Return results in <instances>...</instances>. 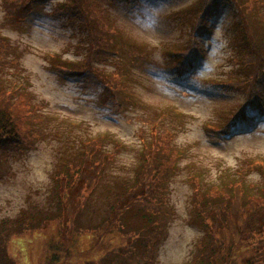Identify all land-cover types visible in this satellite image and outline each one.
Returning <instances> with one entry per match:
<instances>
[{
  "label": "rangeland",
  "instance_id": "rangeland-1",
  "mask_svg": "<svg viewBox=\"0 0 264 264\" xmlns=\"http://www.w3.org/2000/svg\"><path fill=\"white\" fill-rule=\"evenodd\" d=\"M65 1L36 3L24 21L13 24L4 10L5 0H0V34L10 46L1 49L7 64L0 66V91L10 92L12 104L25 100L24 95L29 97L30 133L38 132L20 147L0 146V220H17L25 209L28 216L51 220L46 229L31 228L13 235L8 250L21 260L19 264H41V256L50 251L49 245L62 232L54 221L60 188L54 178L57 160L65 155L80 156L89 137L111 134L120 143L105 140V150L113 157L108 158L98 184L66 230L72 228L74 241L72 254L66 256L70 257L68 264L70 260L82 264L98 252L107 254L111 264H190L207 230L193 208L195 191L189 181V163L204 167L206 177L217 181L227 167H241L249 161L259 164L264 158V117L255 109H249L251 125L243 123L228 136L217 131L218 123L225 120L224 110L243 101L240 89L224 88L220 81L238 69L236 59L241 57L233 40L234 5L225 4L211 20L209 32L198 37L203 52L196 57L192 72L179 77L168 47L187 43L189 27L172 14L194 0L106 1L110 24L103 28L92 23L93 32H98L92 41L102 56H110L105 62L93 51L92 58L108 72L118 69L117 60L126 68L121 77L125 89L116 90V98L103 103V86L97 77L62 76L46 56L60 53L82 61L89 53V32L78 30L73 35L67 16L56 10ZM251 28L264 48V21H252ZM79 35L85 43L78 42ZM153 127L159 138L161 133L172 134L173 145L182 148L178 164L167 173L166 181L130 203L120 216L119 227L106 234L102 246L95 249L97 229L100 232L99 225L116 203V190L136 183L140 155L147 144L142 136L149 140ZM248 177L263 180L256 169L248 171ZM152 232L160 234L153 259L147 255L150 246L146 244ZM251 245L235 249L238 258L234 256L229 264H243L240 256L247 258L252 247H264V237L255 238ZM60 252L64 255L65 250ZM256 264H264V256Z\"/></svg>",
  "mask_w": 264,
  "mask_h": 264
},
{
  "label": "trees",
  "instance_id": "trees-1",
  "mask_svg": "<svg viewBox=\"0 0 264 264\" xmlns=\"http://www.w3.org/2000/svg\"><path fill=\"white\" fill-rule=\"evenodd\" d=\"M45 1L47 0H5L4 10L12 19L13 24H16L24 21L33 5ZM106 1L109 0H67L56 9L59 14L67 16L74 30L73 35L78 30L89 32L86 39L89 53L82 61L64 58L60 53L46 54L51 58L50 61L55 71L62 76L87 77L85 79L91 75L97 77L103 86L100 95L103 103L115 99L116 90L123 92L125 89L121 83V77L126 68L123 61L117 60L118 69L108 72L103 67L97 66L94 63L95 58H92L93 51H96L99 60L105 62L110 56L109 54L102 56L100 47L92 41L94 35L98 34L97 31L93 32L92 23H97L103 28H107L110 24L109 11L104 6ZM228 2L234 5L236 34L233 40L240 48L241 57L236 59L238 69L231 70L228 76L220 81L224 88L240 89L243 101L236 107L229 106L224 110L225 120L218 123L217 128L223 136H228V133L230 134L233 129L243 123L251 125L250 108L264 115V48L256 40L253 28H251L252 21H264V0H194L192 4L172 14L173 18H177L180 23L189 27V41L168 47V56L176 63L175 73L180 77L190 74L195 67L196 57L203 52V46L198 37L209 32L211 20ZM78 42L85 43V39L79 35ZM9 48L7 39L0 34V54L1 49L8 50ZM5 64H7L5 56L0 55V66L3 67ZM3 90L0 91V146L20 147L22 144L29 143L38 133H30L33 128L32 124L28 123L31 113L28 110L30 99L24 95L25 100L12 104L9 102L12 95ZM127 90L128 88L126 92ZM126 95L128 100V92ZM121 105L118 104V106ZM168 109L172 111L170 106ZM156 129V127L152 128L154 132L149 140L145 135L142 136L147 144L143 146L140 155L142 158L136 183L125 188L124 186L119 187L116 190V203L110 207L105 220L99 225L100 232L97 229V239L93 245L95 249L102 246L101 240L106 234L119 227L120 216L126 212L130 203L146 195L150 192L149 189L155 188L160 182L166 181L167 173L178 164V154L182 148L173 145L171 141L173 135L169 132L161 133L159 138ZM108 138L120 143L111 134L89 137L84 142L80 156L69 158L68 155L62 153L65 156L57 160L54 178L55 176L58 178L60 188L59 198L56 201L57 217L54 221L62 227V232L49 245L50 251L41 256V264H68L67 258L70 257L66 256L72 254L71 244L74 241L72 228L66 230L68 226L73 225V216L81 209L88 193L98 184L105 171L108 158L113 157L112 152L105 150V140ZM189 164L191 168L189 181L195 191L192 196L193 208L201 217L207 230V237L198 241V249L190 264H229L234 256L238 258L235 255V249L250 248L255 238L264 237V184H262L264 182V158L259 164L249 161L241 167L233 169L227 167L221 172L217 181L206 177L204 167L197 163ZM246 169L248 171L258 170L263 180H251ZM113 178L115 179L114 176ZM30 215H27L25 209L17 220L6 218L0 220V264L21 263V260H17L8 250V244L13 235L16 237L15 234L31 228L46 229L51 223L48 218H39L36 214ZM159 235L158 232H152L146 243L150 246L151 251L149 250L147 255L151 259L154 258L153 247ZM207 238L210 240L207 241ZM26 249L30 251L29 247ZM62 249L66 252L64 255L60 252ZM107 256L105 253L98 252L92 258L84 260L82 264H111ZM263 256L264 247L261 245L257 248L252 247L247 258L240 256L239 263L256 264ZM196 260L201 261L198 263L195 262ZM69 263L72 264L73 261L70 260Z\"/></svg>",
  "mask_w": 264,
  "mask_h": 264
}]
</instances>
